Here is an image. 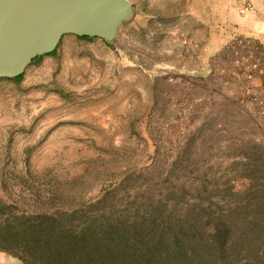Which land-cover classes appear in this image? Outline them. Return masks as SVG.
Masks as SVG:
<instances>
[{
  "label": "rangeland",
  "instance_id": "obj_1",
  "mask_svg": "<svg viewBox=\"0 0 264 264\" xmlns=\"http://www.w3.org/2000/svg\"><path fill=\"white\" fill-rule=\"evenodd\" d=\"M128 1L113 40L65 34L0 79V200L40 210L57 188L71 203L169 178L258 204L264 0Z\"/></svg>",
  "mask_w": 264,
  "mask_h": 264
},
{
  "label": "trees",
  "instance_id": "obj_2",
  "mask_svg": "<svg viewBox=\"0 0 264 264\" xmlns=\"http://www.w3.org/2000/svg\"><path fill=\"white\" fill-rule=\"evenodd\" d=\"M127 184L71 203L57 188L40 210L0 200V251L24 264H264V197L230 204L203 183Z\"/></svg>",
  "mask_w": 264,
  "mask_h": 264
},
{
  "label": "water",
  "instance_id": "obj_3",
  "mask_svg": "<svg viewBox=\"0 0 264 264\" xmlns=\"http://www.w3.org/2000/svg\"><path fill=\"white\" fill-rule=\"evenodd\" d=\"M132 14L128 0H0V78L23 74L65 34L111 41Z\"/></svg>",
  "mask_w": 264,
  "mask_h": 264
},
{
  "label": "crops",
  "instance_id": "obj_4",
  "mask_svg": "<svg viewBox=\"0 0 264 264\" xmlns=\"http://www.w3.org/2000/svg\"><path fill=\"white\" fill-rule=\"evenodd\" d=\"M0 264H23L21 260L0 251Z\"/></svg>",
  "mask_w": 264,
  "mask_h": 264
}]
</instances>
